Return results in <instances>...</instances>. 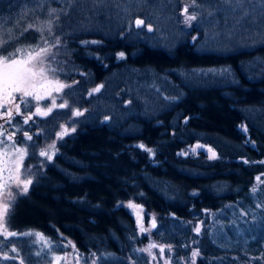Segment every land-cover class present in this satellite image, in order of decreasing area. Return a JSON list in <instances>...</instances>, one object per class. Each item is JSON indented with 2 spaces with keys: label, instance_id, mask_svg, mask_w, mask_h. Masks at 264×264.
<instances>
[{
  "label": "trees",
  "instance_id": "16d2710c",
  "mask_svg": "<svg viewBox=\"0 0 264 264\" xmlns=\"http://www.w3.org/2000/svg\"><path fill=\"white\" fill-rule=\"evenodd\" d=\"M186 5L196 16L190 25ZM196 5L0 0V19L17 37L9 52L40 42V33L24 31L29 24L54 21L52 33L44 32L50 44L60 39L54 76L72 85L57 98L83 112L74 117L57 107L33 117L34 127L17 117L10 133L31 152L23 169L35 177L28 195L16 198L11 230L71 241L95 253L98 264H148L137 250L150 242L170 245L178 259L199 247L211 258L199 264H264V7L258 0L243 7L224 0ZM51 8L58 21L56 14L49 17ZM135 19L153 31L134 27ZM98 85L100 92L89 95ZM243 122L253 144L240 129ZM64 123L77 130L58 141V152L44 164L26 128L41 129L40 140L51 142ZM198 143L220 157L183 154ZM130 200L156 215L150 233L139 235L124 204ZM200 225L205 230L198 234ZM16 238L5 242L8 251L15 246L19 258L32 252L28 264L48 262L33 253L32 237Z\"/></svg>",
  "mask_w": 264,
  "mask_h": 264
},
{
  "label": "snow or ice",
  "instance_id": "6c2138e0",
  "mask_svg": "<svg viewBox=\"0 0 264 264\" xmlns=\"http://www.w3.org/2000/svg\"><path fill=\"white\" fill-rule=\"evenodd\" d=\"M226 4L232 5L236 4L240 7H243L245 0H224ZM262 7H264V0H258ZM193 6L196 5V0H193ZM63 9H60L59 12H63ZM58 10L51 8L48 11L49 17H52L53 14H56L55 19L59 20V15L57 14ZM184 13V22L186 24H191L192 21L196 20V16L188 13V6L186 5L183 9ZM54 21L52 19H47L44 21L41 26L37 27L33 24H29L27 29H34L40 33V42L29 45L26 48H15L13 51L9 52L7 46L15 40L17 37L13 35L12 29L7 28L2 19H0V119H3L6 124H11L15 115L23 117V123L28 124L34 116H48L54 108L60 109H69L71 116L79 117L83 115V112L79 109H72L67 100H64L60 104H56V100L53 98L51 101V107H47L46 110H42L39 101L47 97H51L53 92L60 93L65 88H70L72 85L61 82L58 78L54 77L56 69L50 67L48 63L49 57L53 55L52 49L60 44L59 37H56L55 44H50L47 37H45L44 32L47 31L49 34L52 33ZM133 25H130V28ZM134 27L136 28H146L148 32L153 31V28L150 24L145 25L143 19H135ZM139 35V33H137ZM84 43H88L85 41ZM91 43H98L97 41H91ZM118 59H124L125 53L119 52L117 54ZM211 71V70H210ZM103 85H98L93 88L89 95L100 92ZM41 91L46 93L45 95L41 94ZM19 97V102L17 98ZM31 98V100L29 99ZM36 101L35 112H32L29 115H25L21 111V104L25 106L26 111H30L29 105L31 101ZM108 119V117H105ZM19 131V129H17ZM74 127L69 128L66 125H60V131L56 133V138L63 139L64 136L69 135L70 132H75ZM15 133L8 134L7 129L4 128L3 124H0V145L4 146L3 152H0V249L5 246V242L9 241L10 238L18 236H29L35 237L36 240L41 242V247L35 252L37 257L45 255L46 253H51L53 251V243L51 240L47 239L42 233L37 231L29 230L27 232L19 233L14 230H10V220L14 214L15 201L16 197L20 194H26L29 190V186L33 183L32 179L23 175V161L27 155L26 147H17L13 136ZM26 139L31 140L32 137L28 135L27 132L24 133ZM5 140L12 141L11 144H6ZM140 148H143L145 151L152 152V149L146 148L145 145H139ZM197 147H202L197 145ZM57 149L56 144L53 142L48 145L46 149H41L39 155L45 157L47 160H52ZM211 155L210 159L216 158V153L211 149L208 150ZM247 163V161H245ZM264 163V161H261ZM3 173H6L4 175ZM257 181H260V177L256 178ZM15 184L16 192L12 191V185ZM257 191L256 187L252 188V192ZM130 208H137L138 205L132 204L131 202L128 205ZM259 206V205H258ZM246 215V213H245ZM138 225L140 227L141 233L150 231V229H145L142 223V219L138 218ZM155 218H152V227H155ZM196 233H200L201 229L197 226L195 229ZM36 241H34L35 243ZM71 246L73 252L77 255V264H79V254L76 251L75 245L68 241L67 245L64 247ZM157 245L150 243L147 248L138 249L137 251L146 252L153 259L155 256L152 254V249L156 248ZM164 247L160 246L159 251L161 254L164 252ZM169 252L172 251V247L168 246ZM9 252L16 255H9ZM95 257V253L92 254ZM199 255L198 251L192 252V264H195V257ZM19 258V251L15 246H12L9 251L4 252L0 256V260H15ZM57 264L65 257H54ZM19 264H25L23 258H19ZM48 264H52V261L49 260ZM92 264H96V259L92 260ZM165 264H170V261L166 260Z\"/></svg>",
  "mask_w": 264,
  "mask_h": 264
},
{
  "label": "rangeland",
  "instance_id": "374dc122",
  "mask_svg": "<svg viewBox=\"0 0 264 264\" xmlns=\"http://www.w3.org/2000/svg\"><path fill=\"white\" fill-rule=\"evenodd\" d=\"M188 6V5H187ZM189 7V6H188ZM52 53H53V55L51 56V57H49V60H48V63L50 64V67L52 68V63H53V57H58V56H61V54H59L58 53V51H57V48L56 47H54L53 49H52ZM55 78H58L61 82H63V83H66L65 81H63L61 78H59V77H57V76H54ZM66 84H69V85H71L70 83H66ZM41 94L42 95H45L46 96V93H44L43 91H41ZM57 94L58 93H56V92H53L52 93V96L51 97H47L46 96V98L45 99H42L41 101H39V105H40V107H41V109L42 110H46V108L47 107H51L52 105H51V101H52V99L54 98L55 100H56V104L58 105V104H60V102L58 101V98H57ZM29 99H31V98H29ZM47 100H49L50 101V104L49 103H47L46 101ZM17 102H19V97L17 98ZM36 101H34V100H32L31 101V104L30 105H32L33 107H34V109H33V112H35V105H36ZM29 109H30V106H29ZM55 109V108H54ZM0 111H2V109H0ZM21 111L23 112V111H26L25 110V106L23 105V104H21ZM32 113V111H31V109H30V111H27V113L25 112L24 114L25 115H29V114H31ZM19 115H15L14 114V118H13V120H12V123L11 124H6L5 123V121L3 120V119H0V124H3L4 125V128L5 129H7V133L8 134H11L10 133V130L12 129V128H14L15 127V125H16V119H17V117H18ZM35 117V116H34ZM30 124L32 125V127H34V124H32L31 123V121H30ZM63 125H66V126H68L69 128H72L73 126H71V125H69V123H64ZM76 130H77V127L75 126L74 127ZM29 132H30V130H29V128H26ZM240 129H241V131L242 132H244V133H246L247 134V141H248V143L249 144H253V141H252V139H251V137H250V135H249V129H248V126L246 125V123H242L241 125H240ZM9 131V132H8ZM27 131V132H28ZM58 131H56L55 133H57ZM73 132H70V134H72ZM29 136H31L32 137V139H34V138H37V141L39 142V152H40V150L41 149H46L47 147H48V145H50V144H52L53 142H55V144H56V149H57V151H56V153L58 152V141L60 140H58L57 138H56V134H55V138L54 139H52V141L51 142H46L47 140H40V138L43 136V131L40 129V130H35V128L34 129H32V131L30 132V135ZM40 137V138H39ZM65 137V136H64ZM0 139H4V137H0ZM13 140L15 141V143H16V146L17 147H22V145H20L19 143H17V141H16V139H15V137H13ZM5 143L6 144H11L12 143V141H9V140H5ZM197 145H200V146H202V147H197ZM209 149H211L213 152H215L216 153V158H214V159H217V158H219L220 157V155H219V153H218V151L216 150V149H214L212 146H209V145H204V144H196V145H194L193 147H189V148H187L186 150H184L183 151V154L184 155H199V153H205L207 156H208V158L210 157V155H211V153L208 151ZM3 150H4V146L3 145H0V152H3ZM38 152V153H39ZM31 153V152H30ZM30 153L28 152V150H27V155H26V157L24 158V161H23V164L24 163H26L27 161H28V158H29V156H30ZM55 153V154H56ZM41 157V156H40ZM54 157V156H53ZM37 158H39V155L37 154V157H36V159ZM42 159H43V161H44V164H46L48 161H50V160H47L45 157H41ZM0 159H2V158H0ZM31 159H32V154H31ZM210 159V158H209ZM33 169H35V167L33 168ZM22 172H23V175H25V171H24V169H22ZM4 175H6V173H3ZM25 176H27V173H26V175ZM28 178H30V179H32V181H34V177L35 176H32V177H30V176H27ZM261 179L264 181V176H262L261 177ZM258 182V181H257ZM257 182H255V184H257ZM33 184V183H32ZM32 184L29 186V190H28V192L26 193V194H20V195H18L17 197H19L20 199H21V197H24L25 195H28V193H29V191H30V188L32 187ZM12 191L13 192H16V186H15V184H13L12 185ZM16 197V198H17ZM132 203V204H135V205H138V207L137 208H130L128 205H129V203ZM125 205H126V208L129 210V212L133 215V217L135 218V221H136V224H137V227H138V232H139V235H144V234H147V233H150L151 231H152V229H153V227H152V218L154 217L155 218V222H156V215L154 214V213H149L148 211H147V209L145 208V206H142L141 204H139L138 202H136V201H129V202H126V203H124ZM138 218H140V219H142V223H143V226H144V228L145 229H150V231H146V232H143V233H141V231H140V227H139V225H138ZM200 227V229H201V231H204L205 230V227L203 226V225H200L199 226ZM155 228V227H154ZM11 230V229H10ZM202 233V232H201ZM43 234V233H42ZM44 235V234H43ZM47 239H49V240H51L50 238H48L46 235H44ZM18 237H20V236H18ZM21 237H23V236H21ZM28 237V236H27ZM14 238H16V237H14ZM13 238V239H14ZM11 239V238H10ZM17 239V238H16ZM34 241H36L35 243H34ZM52 241V243H53V251L51 252V253H46L45 255H42L41 256V258H44V259H46V261H49V260H51L52 261V264H57V261H55V259H54V257H56V256H59V257H65L66 259H62L61 261H59L58 262V264H77V255L73 252V249L71 248V246H68V247H64V245H67V243H68V241H65V240H62V241H60V242H56L57 240H51ZM8 242V241H7ZM32 242H33V244L36 246V249H39L40 247H41V242H39L38 240H36V238L35 237H32ZM73 243V242H72ZM150 243H153V242H150ZM149 243V244H150ZM74 244V243H73ZM149 244H145V245H142V246H140L139 247V249H144V248H147L148 247V245ZM154 244H156V243H154ZM21 245L22 246H26L27 245V243L25 242V240L24 241H22V243H21ZM75 245V244H74ZM157 245V244H156ZM55 246L56 247H62L63 248V250H56L55 249ZM160 246H162V245H157V247L156 248H153L152 249V254L155 256V259H153L152 258V256H150L148 253H146V252H142V253H144L145 255H146V259H147V261H148V264H165V261L166 260H168V261H170V264H192V252L193 251H198L199 252V255L197 256V257H195V264H199V262H200V260H204V261H208V260H211V258H209L208 256H206L205 255V253L202 251V249L201 248H199V247H194L193 248V250L191 251V253H190V255L188 256V257H182V258H173L172 256H171V253H172V251L171 252H169V250H168V246H163L164 247V252H163V254H161L160 253V251H159V248H160ZM12 247V246H11ZM10 247V248H11ZM75 248H76V245H75ZM5 250V251H4ZM8 250L6 249V247L4 246L2 249H0V255H3V253L4 252H7ZM76 251L78 252V254H79V264H92V260L93 259H96V264H98V257H93V255L92 254H87V253H84V252H81L78 248H76ZM35 252L36 251H34L33 253L35 254ZM23 253V256L21 257V258H23L24 259V262H25V264H28V261L31 263H33V261H34V258H32V257H29V256H27V257H25L26 255H28V254H32V252H22ZM55 254H57V255H55ZM20 255V254H19ZM21 256V255H20ZM25 257V258H24ZM48 258V259H47ZM18 260H19V258H17ZM251 261H253V260H251ZM1 264H19V261H15V260H6L5 262L3 261V262H1ZM43 264H48V262H45V263H43ZM238 264H242V262L241 261H239V263Z\"/></svg>",
  "mask_w": 264,
  "mask_h": 264
}]
</instances>
